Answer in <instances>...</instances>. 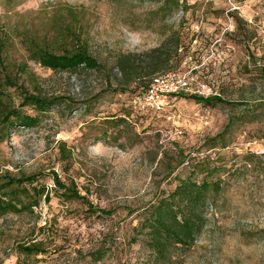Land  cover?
Returning a JSON list of instances; mask_svg holds the SVG:
<instances>
[{"label": "rangeland", "instance_id": "rangeland-1", "mask_svg": "<svg viewBox=\"0 0 264 264\" xmlns=\"http://www.w3.org/2000/svg\"><path fill=\"white\" fill-rule=\"evenodd\" d=\"M176 1L0 0L4 63L26 64L43 97L58 98L38 125L0 142V176H35L44 189L38 207L0 217V264H158L140 221L184 179L204 180L191 165L205 159L218 171L208 179L221 183L216 212L207 206L200 233L159 264H264V0ZM67 10L98 71L53 72L28 60L23 36L53 41L71 23ZM119 56L136 70L122 72ZM172 70L192 72L207 87L202 97L224 102L187 96L133 111L140 89ZM118 118L126 128L109 124ZM52 172L72 180L93 211L63 198ZM40 241L44 255L16 249Z\"/></svg>", "mask_w": 264, "mask_h": 264}, {"label": "trees", "instance_id": "trees-1", "mask_svg": "<svg viewBox=\"0 0 264 264\" xmlns=\"http://www.w3.org/2000/svg\"><path fill=\"white\" fill-rule=\"evenodd\" d=\"M172 2L177 4L176 0ZM66 15L71 23L63 22L58 27L57 37L53 41L29 35L23 36L21 43L26 50L28 60L53 72L98 71L100 66L91 56L88 43L80 40L81 37L76 36L75 30L73 31L74 13L67 10ZM8 45V35L0 36V142L7 137L11 129H30L38 125L58 101L56 97H43L35 80L28 76L26 64L4 63L3 55ZM178 48L177 44L175 50ZM127 59L128 56H119L116 64L122 72L131 73L136 69L129 66ZM261 71L264 73V69ZM24 76L31 90L25 85L26 81H20ZM147 86L141 88L132 100L135 101L136 97L143 94ZM115 92L124 93L125 91L119 89ZM187 96L178 95L175 98ZM188 98L197 104L224 102L219 94L206 98L191 95ZM132 109L136 112L149 111L146 107L139 108V106H132ZM109 124L126 128L127 121L118 118ZM214 139V141L221 142L223 137L217 136ZM65 145L60 142L58 148L63 159L67 161L70 153L65 149ZM205 160L191 165L192 172L205 173L204 180L197 183L190 178L184 179L172 193L152 205L146 218L140 221L142 223L140 227L147 231L149 251L155 263L164 262L169 256L171 247L176 245L186 247L200 233L201 223L205 217L204 209L207 206L212 211V215L216 212L217 204L214 200L220 196L221 183L217 181L218 179H208V177L215 176L218 171L208 169ZM51 178L54 188L61 192L63 198L82 201L89 210L93 211L91 204L80 195L72 180H69V184L66 185L54 172L51 173ZM36 182L35 176L23 174L11 176L7 172L0 176V217L6 214H21L31 211L33 207H38L41 197L44 196V189L35 186ZM45 200L49 201L48 195L45 196ZM27 201L30 202L26 203ZM16 249L20 255L25 257L46 254L42 241L17 245Z\"/></svg>", "mask_w": 264, "mask_h": 264}, {"label": "built area", "instance_id": "built-area-1", "mask_svg": "<svg viewBox=\"0 0 264 264\" xmlns=\"http://www.w3.org/2000/svg\"><path fill=\"white\" fill-rule=\"evenodd\" d=\"M191 73H183L179 70H172L162 75L155 76L145 92L136 97L133 104L144 106L152 111H160L165 103L175 99L178 95H203L205 85H199L192 81Z\"/></svg>", "mask_w": 264, "mask_h": 264}]
</instances>
